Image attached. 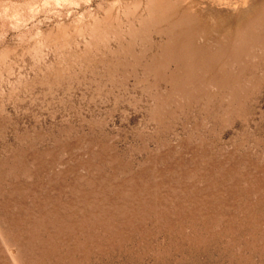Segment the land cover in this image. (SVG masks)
Returning <instances> with one entry per match:
<instances>
[{
    "label": "rangeland",
    "instance_id": "obj_1",
    "mask_svg": "<svg viewBox=\"0 0 264 264\" xmlns=\"http://www.w3.org/2000/svg\"><path fill=\"white\" fill-rule=\"evenodd\" d=\"M190 1L0 0V264H264V0Z\"/></svg>",
    "mask_w": 264,
    "mask_h": 264
},
{
    "label": "bare ground",
    "instance_id": "obj_2",
    "mask_svg": "<svg viewBox=\"0 0 264 264\" xmlns=\"http://www.w3.org/2000/svg\"><path fill=\"white\" fill-rule=\"evenodd\" d=\"M246 1V0H245ZM245 1H244V3H245ZM260 1V0H259ZM192 2V0L190 1V3ZM235 2V1H234ZM237 2V1H236ZM239 2H241V1H239ZM186 3V2H185ZM226 3H228V2H226ZM233 4V3H232ZM261 4V3H260ZM211 5V4H210ZM237 5V4H236ZM236 5H234V6H236ZM239 5H241V4H239ZM194 6V5H193ZM183 7V6H182ZM187 7V6H186ZM192 7V6H191ZM218 8V7H217ZM217 8H215V9H217ZM235 8V7H234ZM238 8V7H237ZM191 9V8H190ZM194 10V9H193ZM218 10V9H217ZM191 11V10H190ZM209 11V10H208ZM219 11V10H218ZM251 11V10H250ZM199 12V11H198ZM203 12V11H202ZM201 12V13H202ZM216 12V11H215ZM223 12V11H222ZM194 13H197V12H194ZM201 13H199V15H201ZM213 14V13H212ZM225 14V13H224ZM207 15V14H206ZM205 15V16H206ZM221 16V15H220ZM197 17V16H196ZM218 17V16H217ZM202 18H205V17H202ZM225 19V18H224ZM204 20H206V19H204ZM201 21V20H200ZM203 21V20H202ZM202 21H201V23H202ZM197 22V21H196ZM199 22V21H198ZM204 24V23H203ZM237 25V24H236ZM219 26H220V24H219ZM233 26V25H232ZM203 27V26H202ZM235 27V26H234ZM205 28V27H204ZM227 28V27H226ZM225 28V29H226ZM225 31V30H224ZM217 32V31H216ZM202 37V36H201ZM188 40V39H187ZM212 40V39H211ZM203 42V41H202ZM193 43V42H192ZM222 46V45H221ZM226 46V45H225ZM224 50V49H223ZM216 52V51H215ZM178 54V53H177ZM115 185V184H114ZM212 185V184H211ZM123 188V187H122ZM121 188V189H122ZM116 189V188H115ZM186 190V189H185ZM201 192V191H200ZM198 194V193H197ZM84 209V208H83ZM17 212V211H16Z\"/></svg>",
    "mask_w": 264,
    "mask_h": 264
}]
</instances>
